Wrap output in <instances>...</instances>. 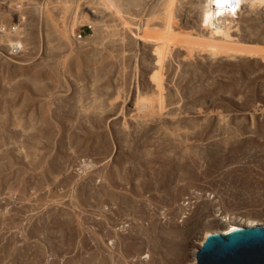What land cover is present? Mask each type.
Wrapping results in <instances>:
<instances>
[{"label": "rangeland", "instance_id": "rangeland-1", "mask_svg": "<svg viewBox=\"0 0 264 264\" xmlns=\"http://www.w3.org/2000/svg\"><path fill=\"white\" fill-rule=\"evenodd\" d=\"M166 1L0 0L25 43H0V264H195L207 233L264 224V58L213 54L203 0H177L159 109L140 38ZM233 36L264 46V0Z\"/></svg>", "mask_w": 264, "mask_h": 264}, {"label": "bare ground", "instance_id": "bare-ground-1", "mask_svg": "<svg viewBox=\"0 0 264 264\" xmlns=\"http://www.w3.org/2000/svg\"><path fill=\"white\" fill-rule=\"evenodd\" d=\"M249 0H203V7L201 11V26L207 31L208 36L203 40L202 44L213 54L217 52L224 53H242L249 55H264V50L260 47H250L240 44L239 42H235L236 39L233 36V31L238 27L237 17L239 12L242 10V6L248 2ZM252 4L260 3V0H250ZM177 0H167L165 5L164 12V26L163 32L165 35H162L163 32L160 31L158 35L156 34H144L142 33V40L154 39L156 43V47L153 51V56L155 57V67L153 74L151 75V82L154 85L156 91V102L158 103L159 109H163L164 98H163V84L161 75L163 69V62L169 53L170 42L173 43H187V37L184 40H181L182 35L174 34L172 29L173 24V10L175 8ZM162 32V33H161ZM162 35V37H161ZM176 35V37H175ZM179 35V39L177 38ZM176 41V42H175ZM172 43V44H173ZM23 47L22 42L18 43ZM171 44V45H172ZM173 46V45H172ZM170 55V54H169ZM168 55V56H169ZM162 76V77H161ZM140 101V102H139ZM138 103V109L145 111L149 109L148 101L140 100ZM151 102H149L150 104ZM157 106V105H156ZM157 106V107H158ZM166 108V107H165ZM264 225V224H263ZM263 225L252 224L248 227H258ZM236 227H242L237 224H230L226 229L221 232H213L225 234L227 231L231 229H235ZM210 234L207 233L205 237ZM204 239L200 241V245H202ZM198 247V248H199Z\"/></svg>", "mask_w": 264, "mask_h": 264}, {"label": "water", "instance_id": "water-1", "mask_svg": "<svg viewBox=\"0 0 264 264\" xmlns=\"http://www.w3.org/2000/svg\"><path fill=\"white\" fill-rule=\"evenodd\" d=\"M195 264H264V225L208 234L195 253Z\"/></svg>", "mask_w": 264, "mask_h": 264}, {"label": "built area", "instance_id": "built-area-1", "mask_svg": "<svg viewBox=\"0 0 264 264\" xmlns=\"http://www.w3.org/2000/svg\"><path fill=\"white\" fill-rule=\"evenodd\" d=\"M12 23H6L0 20V43L2 44L1 47L6 50V54L8 57H16L23 52V48L25 47L24 39H23V18L22 16L20 19ZM87 30L90 31V26H87ZM83 37V33L80 31L74 35L75 40H80ZM22 42V45L18 44Z\"/></svg>", "mask_w": 264, "mask_h": 264}, {"label": "crops", "instance_id": "crops-1", "mask_svg": "<svg viewBox=\"0 0 264 264\" xmlns=\"http://www.w3.org/2000/svg\"><path fill=\"white\" fill-rule=\"evenodd\" d=\"M242 11V10H241ZM241 11L239 12L238 14V17H237V21H239V18H240V14H241ZM238 28V27H237ZM236 30H234L232 33L236 32ZM235 39H237L236 37H234ZM141 41L143 42H147V40H142V32H141ZM240 44L242 45H245V46H250V47H260L262 50H264V46H260V45H255V44H245V43H242V42H239ZM225 54V53H223ZM227 54H230V55H234V56H247V57H250V58H260V57H263L264 58V55H249V54H242V53H227ZM155 58V57H154ZM154 86V85H153ZM142 99V98H141Z\"/></svg>", "mask_w": 264, "mask_h": 264}]
</instances>
